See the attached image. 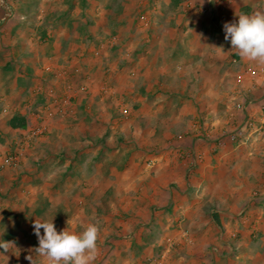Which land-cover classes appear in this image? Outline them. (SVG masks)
Here are the masks:
<instances>
[{"label": "rangeland", "instance_id": "rangeland-1", "mask_svg": "<svg viewBox=\"0 0 264 264\" xmlns=\"http://www.w3.org/2000/svg\"><path fill=\"white\" fill-rule=\"evenodd\" d=\"M5 1L8 7L0 0V153L19 161L0 172V240L25 230L22 240L16 234L13 241L32 242L22 259L31 256L42 264L34 253L35 219L54 217L58 231L100 227L107 179L147 183L155 178V164L174 157L189 163L186 179L201 163L213 168L197 191L209 199L205 227L174 239L148 232L143 219L120 220L118 231L124 226L125 234L116 231V237L132 242L131 257L142 260L136 263L264 264V121L253 123L246 101L235 106L243 96L233 98L238 89H229L239 74L256 76L264 66L251 69L252 61L231 49L223 30L240 14L264 12V0ZM226 94L232 100L227 104ZM206 106L230 121H206ZM16 114L27 118V128L9 125ZM179 139L185 141L178 145ZM198 142L207 147L206 160L195 148ZM240 144L247 151L254 145L255 152L235 154ZM177 147L184 153L159 154ZM82 150L86 155L79 161ZM111 162L114 171L106 170ZM252 166L262 180L247 198L248 182L256 181ZM116 194L122 205L127 192Z\"/></svg>", "mask_w": 264, "mask_h": 264}, {"label": "crops", "instance_id": "crops-1", "mask_svg": "<svg viewBox=\"0 0 264 264\" xmlns=\"http://www.w3.org/2000/svg\"><path fill=\"white\" fill-rule=\"evenodd\" d=\"M264 9V6H262ZM251 65L249 67L252 68H259L260 66H264V63L262 62H256L252 61L248 63V65ZM254 65V66H252ZM256 65V67H255ZM247 67V69L249 68ZM264 69V67H262ZM261 68V69H262ZM263 71V70H262ZM243 72V74H239V78H236L235 85H231L229 89L233 90L238 89L237 91H234L232 96L233 98H237L240 96H243L242 100H239L236 104H245V101L247 109L249 111V118L253 123H259L264 121V73L256 74V76L253 75H247ZM261 72V70H259ZM239 79V80H238ZM244 79V80H243ZM225 91L226 88H225ZM238 92V93H235ZM224 93H228L224 92ZM227 95V102L232 101L231 96ZM247 97V98H246ZM241 99V98H240ZM225 104V103H224ZM211 107L214 106L210 103ZM233 104L229 103V106H232ZM234 106V108H235ZM209 106H206V109ZM241 115V114H240ZM206 118V121L209 122L214 120V123H221L227 124L230 119L229 116L226 115H217L216 112L210 108L207 109L206 114L204 115ZM241 118V117H240ZM253 135V133H251ZM258 135L256 134L254 138L258 139ZM183 138V137H181ZM191 139H194V137H190ZM260 138V137H259ZM191 139L186 140L187 142L191 141ZM197 140V139H196ZM184 140L179 139L177 140V144L181 145ZM195 141V140H194ZM199 146H196L195 148L202 152L205 156L204 159L208 158L207 153V147L205 148L202 144V142H198ZM256 146L259 145V142H255ZM107 144V142H106ZM254 146V145H253ZM250 148L251 151H247V146L238 145L236 146L233 151L237 155H246L248 152H255L252 148ZM182 148L177 147L176 150H169V151H163L160 154H167L171 153L175 157L180 154V152L184 153V151H180ZM187 153L189 152V149L184 148ZM67 150V148H66ZM106 150V151H105ZM109 148H105L104 151L106 152V157L108 156ZM228 150L226 149V152ZM233 151H230V154H233ZM258 151V148H256V152ZM167 152V153H166ZM225 152V153H226ZM86 152L83 150L79 152L80 155H82L78 159L79 161L82 160L83 155L85 156ZM229 153V152H227ZM98 155V152L96 153ZM133 153H131V156ZM100 156V154H99ZM160 158V157H159ZM157 160V158L155 157ZM171 159V160H170ZM169 160H165L164 162L155 164L154 170L151 169V171L155 172V178L147 183L143 184H136L131 185L127 181H124L120 184L119 181L114 179H107L106 181V190L107 193V212L105 215V223L104 225L99 227V235L102 236L101 239L98 237V256L97 261H95V264H99V261L102 262V264H137L136 261L139 260V258L135 257V254L131 257L130 252V246L127 240L121 241V239H118L116 237V231L121 234L124 233V226H122V229L118 227L121 225H124L123 223H119L120 220H124V218H130L134 219H143L146 222H143L144 224H147V231L152 234H170L174 239H178V236H184V233L187 231L189 232L191 229L196 230V228L200 227L204 229L205 225L201 222L203 220V217H205V213L207 212V205L208 204V196H204L206 192L198 194L197 191H199L204 184H207L209 177L211 174L206 173L207 170H213L212 166L209 164L201 163L199 164L200 167L196 169L195 175H193L192 178L186 179V172L187 167L189 166L187 161H179L175 160L174 157H170ZM193 159V157L191 158ZM191 159L189 161H191ZM205 159V160H206ZM130 162L135 161L132 157L129 158ZM253 160V159H251ZM251 161V165H254ZM129 163H126L125 166H127ZM96 165L98 168H101L102 165H104L103 162H99V160L96 162ZM132 165V162H131ZM134 165V163H133ZM245 167H248L246 163H244ZM196 165L194 164V167ZM263 171H264V165ZM128 167V166H127ZM126 167V170H127ZM253 169V166L251 167ZM110 171L115 170V164L113 162L107 163V169ZM256 169H253V172L250 173L252 175H255L256 181L251 179V182L249 183L248 190L245 191V195L248 198L254 188L256 189L257 186H259L258 182L259 180H262L261 173L255 174ZM252 178V177H251ZM246 179H250L247 178ZM218 185H221V178L216 180ZM210 183V182H209ZM215 183V182H214ZM211 184V183H210ZM121 188H124V192H127V196L123 202L122 205L116 201V198L118 197L116 193L119 192ZM221 190V189H219ZM244 192H242L243 194ZM129 194V195H128ZM244 195V194H243ZM70 199V198H69ZM206 218V217H205ZM171 220V222L168 223L165 222V220ZM209 221V219L207 220ZM169 224V226H168ZM209 224V222H208ZM187 225V227H186ZM185 226V227H182ZM168 229V230H167ZM173 229V230H172ZM199 230V229H198ZM197 230V231H198ZM25 231V230H24ZM19 231V229L13 230L12 234L14 237L10 238V241L8 238H6L5 241H10L13 244H10L8 247V250H4L0 248V264L9 263L10 264H31V261H29L28 258L22 259L24 255L26 254L27 248L30 250V246L32 245V242H26V238L23 236V239H25V243H27L25 246L16 244V234H17V240H22L20 237L21 235L26 234L27 232ZM27 231H30L27 229ZM164 231V232H163ZM206 231V232H205ZM203 234L207 233V230H205ZM3 230L0 229V235L2 234ZM7 233V232H6ZM32 233V232H31ZM30 233V234H31ZM28 234V233H27ZM6 235V234H5ZM140 234H138L139 237ZM144 248V247H143ZM106 250L107 258L105 259L103 255V251ZM110 251V252H109ZM167 251V250H166ZM165 251V252H166ZM101 255V256H100ZM150 254L144 253V259L150 261L151 257ZM133 259H135V263L131 262ZM12 260V261H11ZM141 260V259H140ZM139 260V261H140ZM142 262V260H141ZM200 262H198L199 264ZM217 261H205L204 264H217ZM35 264V263H33ZM142 264V263H140ZM173 264H195L194 260H186V261H175ZM203 264V263H202Z\"/></svg>", "mask_w": 264, "mask_h": 264}, {"label": "clouds", "instance_id": "clouds-1", "mask_svg": "<svg viewBox=\"0 0 264 264\" xmlns=\"http://www.w3.org/2000/svg\"><path fill=\"white\" fill-rule=\"evenodd\" d=\"M224 39L231 49L243 59L264 63V12L240 14L233 22L223 25ZM54 217L50 221H33V231L38 238L34 253L42 257V264H95L98 256L99 227L89 223L82 231L68 227L57 230ZM43 229V234H41ZM10 241L0 240V248L8 250ZM33 264L31 256L28 257Z\"/></svg>", "mask_w": 264, "mask_h": 264}, {"label": "built area", "instance_id": "built-area-1", "mask_svg": "<svg viewBox=\"0 0 264 264\" xmlns=\"http://www.w3.org/2000/svg\"><path fill=\"white\" fill-rule=\"evenodd\" d=\"M18 161H19V157L17 155L9 156L0 153V172L7 166L17 165Z\"/></svg>", "mask_w": 264, "mask_h": 264}, {"label": "trees", "instance_id": "trees-1", "mask_svg": "<svg viewBox=\"0 0 264 264\" xmlns=\"http://www.w3.org/2000/svg\"><path fill=\"white\" fill-rule=\"evenodd\" d=\"M9 125L14 129H18V128L25 129L27 128L28 125L27 118L23 115L16 114L10 119Z\"/></svg>", "mask_w": 264, "mask_h": 264}, {"label": "water", "instance_id": "water-1", "mask_svg": "<svg viewBox=\"0 0 264 264\" xmlns=\"http://www.w3.org/2000/svg\"><path fill=\"white\" fill-rule=\"evenodd\" d=\"M3 4H4V6L5 7H8V5H7V3H6V1L5 0H3ZM10 13V12H9ZM9 17V15L7 16V18Z\"/></svg>", "mask_w": 264, "mask_h": 264}]
</instances>
